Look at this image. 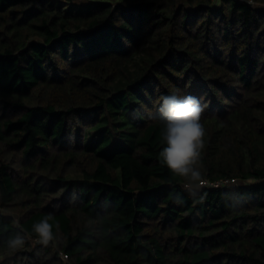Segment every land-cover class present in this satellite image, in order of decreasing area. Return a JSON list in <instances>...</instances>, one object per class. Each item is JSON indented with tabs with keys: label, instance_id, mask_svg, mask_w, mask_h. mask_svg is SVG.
Here are the masks:
<instances>
[{
	"label": "trees",
	"instance_id": "16d2710c",
	"mask_svg": "<svg viewBox=\"0 0 264 264\" xmlns=\"http://www.w3.org/2000/svg\"><path fill=\"white\" fill-rule=\"evenodd\" d=\"M50 1L0 0V264H264V0ZM174 92L207 105L227 184L192 196L161 164Z\"/></svg>",
	"mask_w": 264,
	"mask_h": 264
},
{
	"label": "clouds",
	"instance_id": "9594fccd",
	"mask_svg": "<svg viewBox=\"0 0 264 264\" xmlns=\"http://www.w3.org/2000/svg\"><path fill=\"white\" fill-rule=\"evenodd\" d=\"M162 102L157 109L158 116L149 118L162 124L161 143L159 151L160 162L169 172L183 179L182 187L195 196L196 192L207 186L206 170L203 166L201 151L204 148L205 130L201 123L202 113L207 107L191 95L174 92L159 97ZM204 196L199 198L202 203ZM52 214H46L39 222L32 225L31 231L36 236L35 243L44 247L55 246L59 242V224L50 223ZM56 231L54 233L53 228ZM28 236V234H26ZM27 239H30L28 236ZM16 235L10 238L6 245L10 252L18 251L27 240Z\"/></svg>",
	"mask_w": 264,
	"mask_h": 264
},
{
	"label": "rangeland",
	"instance_id": "374dc122",
	"mask_svg": "<svg viewBox=\"0 0 264 264\" xmlns=\"http://www.w3.org/2000/svg\"><path fill=\"white\" fill-rule=\"evenodd\" d=\"M50 2L56 4V6H62L65 9H72L73 7H75V6H72V5H68V4L64 3V2H61L60 0H51ZM79 8H81V7L79 6L78 9ZM228 184H231V185L242 184L243 185V184H245V181L234 180V181L228 182Z\"/></svg>",
	"mask_w": 264,
	"mask_h": 264
},
{
	"label": "built area",
	"instance_id": "2783aa9c",
	"mask_svg": "<svg viewBox=\"0 0 264 264\" xmlns=\"http://www.w3.org/2000/svg\"><path fill=\"white\" fill-rule=\"evenodd\" d=\"M241 2H247V3H249V4H251V5H255V2H254V0H240ZM224 185V184H227V182H215V183H212V182H210V181H207V185H210V186H219V185Z\"/></svg>",
	"mask_w": 264,
	"mask_h": 264
}]
</instances>
